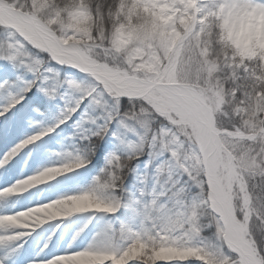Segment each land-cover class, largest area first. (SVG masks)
I'll list each match as a JSON object with an SVG mask.
<instances>
[{
    "label": "clouds",
    "instance_id": "clouds-1",
    "mask_svg": "<svg viewBox=\"0 0 264 264\" xmlns=\"http://www.w3.org/2000/svg\"><path fill=\"white\" fill-rule=\"evenodd\" d=\"M253 17L264 0H0V61L17 74L0 117L21 77L59 108L32 107V134L0 160L45 145L0 188V264H264Z\"/></svg>",
    "mask_w": 264,
    "mask_h": 264
},
{
    "label": "snow or ice",
    "instance_id": "snow-or-ice-1",
    "mask_svg": "<svg viewBox=\"0 0 264 264\" xmlns=\"http://www.w3.org/2000/svg\"><path fill=\"white\" fill-rule=\"evenodd\" d=\"M19 84L23 89L20 93L23 96L22 102L5 116L0 117V154L3 153L6 143L17 144V140L21 141L32 134L28 123L29 118L32 116L31 109L34 106L42 107L39 97H37L36 92L33 91L35 88L30 83V79L28 77H21L19 78ZM0 87H9V80H4L0 83ZM15 87V84L11 85V88L14 89ZM13 98L15 99L16 97L14 96ZM39 123L40 121L38 119L34 120L33 126H38ZM44 146L43 142H38V144L35 145V147L40 150L32 157V163L29 165L30 170L42 159ZM5 156L6 155H3V159Z\"/></svg>",
    "mask_w": 264,
    "mask_h": 264
},
{
    "label": "trees",
    "instance_id": "trees-1",
    "mask_svg": "<svg viewBox=\"0 0 264 264\" xmlns=\"http://www.w3.org/2000/svg\"><path fill=\"white\" fill-rule=\"evenodd\" d=\"M9 69H10V66L8 64H6L4 61H0V83H2L4 80H10L11 81V80H14L15 79V77H16L17 74L14 73L13 71H10ZM28 78L30 79L31 77H28ZM33 91L36 92L35 89H33ZM36 96L39 97L40 103L42 105V107H41V110L42 111L45 110V109H47L52 116H55L56 114H58L59 108L57 107V105H55V104H52V105L46 104L43 101V98L40 97V95L37 92H36ZM74 119H75V117H74ZM71 123H72V121L69 122V124H71ZM63 128H64V131L65 132L70 131V128L68 127V125L63 126ZM57 131L59 132L60 130L58 129ZM58 138L59 137H57L56 134L54 133L52 135V137H46L45 140L48 141L49 144H51V143H54L55 140L58 139ZM17 141H19V140H17ZM17 141H16V143H17ZM14 145H16V144H7L6 143L4 145L3 153L0 154V157L1 156L3 157V155H6L7 152H9L12 149V146L15 147ZM108 148H109V145L107 143H105L104 145L101 146V148H100V150L98 152L97 158H96V160L94 162L97 167H99V165L102 163V157L105 154V152L108 150ZM39 150L40 149L35 148L34 151L36 153ZM20 160H22L21 156H19L17 158V160H13L11 162V164L7 167L6 170L0 171V188H3L4 187L5 181H6V177L11 172V170L13 168H15L16 164Z\"/></svg>",
    "mask_w": 264,
    "mask_h": 264
},
{
    "label": "rangeland",
    "instance_id": "rangeland-1",
    "mask_svg": "<svg viewBox=\"0 0 264 264\" xmlns=\"http://www.w3.org/2000/svg\"><path fill=\"white\" fill-rule=\"evenodd\" d=\"M261 26H264V18L257 20L256 18L253 17V18L248 19L246 22L247 31L245 33L247 38H249V39H251L253 37L261 38V36L258 35V32H259ZM9 70L12 71L11 68ZM12 148H13V146H12ZM35 148H36L35 146H30V150L26 149L24 152H22L19 155V156H22V158H23V164L21 165L23 171H21L20 174L17 175L18 177L22 178L23 176L30 174V172L33 171L35 169V167L41 162V160H40L39 163H37L35 166H33L31 168V170L29 169V165L32 163V157L36 154L34 151Z\"/></svg>",
    "mask_w": 264,
    "mask_h": 264
},
{
    "label": "bare ground",
    "instance_id": "bare-ground-1",
    "mask_svg": "<svg viewBox=\"0 0 264 264\" xmlns=\"http://www.w3.org/2000/svg\"><path fill=\"white\" fill-rule=\"evenodd\" d=\"M258 35L261 36V38H264V26H261Z\"/></svg>",
    "mask_w": 264,
    "mask_h": 264
}]
</instances>
